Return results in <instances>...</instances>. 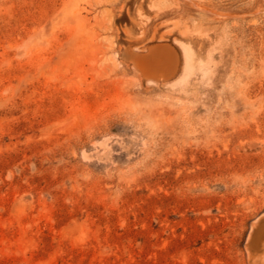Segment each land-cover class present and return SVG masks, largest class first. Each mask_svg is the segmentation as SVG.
I'll return each mask as SVG.
<instances>
[{"label": "rangeland", "instance_id": "obj_1", "mask_svg": "<svg viewBox=\"0 0 264 264\" xmlns=\"http://www.w3.org/2000/svg\"><path fill=\"white\" fill-rule=\"evenodd\" d=\"M0 264H264V0H0Z\"/></svg>", "mask_w": 264, "mask_h": 264}, {"label": "bare ground", "instance_id": "obj_2", "mask_svg": "<svg viewBox=\"0 0 264 264\" xmlns=\"http://www.w3.org/2000/svg\"><path fill=\"white\" fill-rule=\"evenodd\" d=\"M183 45V44H182ZM160 45H155V46H152V47H150L149 48V53L150 52H152L153 53V55L157 58L158 57V59L159 60H161V59H164L165 60V58H166V60H168V61H170L171 59H173V55L170 53V51L168 50V49H166L165 47H159ZM159 47V48H158ZM182 48H184L183 49V51H184V58H185V66H184V68L185 69H187V70H189L190 69V67H191V63H190V60H191V51H190V49L188 48V46H184L183 45V47ZM172 51V50H171ZM131 51H129V53H130ZM130 55L131 56H133V58H134V62H136V63H140L139 61H141V58L139 57V55L138 54H133V52H131L130 53ZM130 56V57H131ZM153 56V57H154ZM133 58H132V61H133ZM155 59V58H154ZM156 61V60H155ZM172 62V61H171ZM172 63H170L169 65H167L169 68H171L172 67ZM159 67V66H158ZM143 68H145V67H143ZM148 71V70H147Z\"/></svg>", "mask_w": 264, "mask_h": 264}, {"label": "water", "instance_id": "obj_3", "mask_svg": "<svg viewBox=\"0 0 264 264\" xmlns=\"http://www.w3.org/2000/svg\"><path fill=\"white\" fill-rule=\"evenodd\" d=\"M159 47H162V46H159ZM158 47V48H159ZM139 55V57L141 58V59H147V58H149L151 55H153V53L152 52H150V53H148V54H138Z\"/></svg>", "mask_w": 264, "mask_h": 264}]
</instances>
